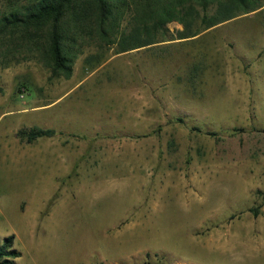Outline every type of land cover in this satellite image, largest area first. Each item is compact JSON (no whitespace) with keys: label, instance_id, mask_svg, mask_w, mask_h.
Listing matches in <instances>:
<instances>
[{"label":"rangeland","instance_id":"374dc122","mask_svg":"<svg viewBox=\"0 0 264 264\" xmlns=\"http://www.w3.org/2000/svg\"><path fill=\"white\" fill-rule=\"evenodd\" d=\"M31 1L0 0V18ZM183 30L121 54L79 41L69 79L0 41L14 264H264V7ZM33 127L57 134L30 144L19 133Z\"/></svg>","mask_w":264,"mask_h":264},{"label":"trees","instance_id":"16d2710c","mask_svg":"<svg viewBox=\"0 0 264 264\" xmlns=\"http://www.w3.org/2000/svg\"><path fill=\"white\" fill-rule=\"evenodd\" d=\"M216 4L217 13L212 14L210 7ZM263 7L261 0H32L23 11L0 18V41L8 33L17 36L13 39L21 47L43 56L53 77L69 79L74 59L82 53L79 41H97L100 47L116 45L117 54L127 53L162 42L160 35H166L173 21L184 25L179 39H188L238 17L242 11ZM19 134L31 144L57 132L33 127ZM14 239L10 236L0 243V264H14L21 256L13 248Z\"/></svg>","mask_w":264,"mask_h":264},{"label":"crops","instance_id":"0c3cea01","mask_svg":"<svg viewBox=\"0 0 264 264\" xmlns=\"http://www.w3.org/2000/svg\"><path fill=\"white\" fill-rule=\"evenodd\" d=\"M83 84H84V81H81V82H79L77 85H75L72 89H74V88H79V87H81ZM72 89H71L70 91H72Z\"/></svg>","mask_w":264,"mask_h":264}]
</instances>
